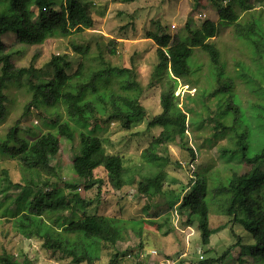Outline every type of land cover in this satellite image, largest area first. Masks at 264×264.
Masks as SVG:
<instances>
[{"label": "rangeland", "instance_id": "rangeland-1", "mask_svg": "<svg viewBox=\"0 0 264 264\" xmlns=\"http://www.w3.org/2000/svg\"><path fill=\"white\" fill-rule=\"evenodd\" d=\"M80 1L88 5L94 20L92 29L67 37L48 38L41 45L33 46L18 44L11 32L1 37L7 52L12 55L14 68H29V73L19 80L3 83L6 85L4 94L7 101L6 116L0 123V144L7 139V132L17 122L19 132L15 144L21 145L52 131V122L69 121L62 105L51 107L41 102L37 105L31 103L35 86L43 85L53 76L49 65L53 57L66 56L64 62L70 64L65 69L68 75H73L79 65H83L65 91H75V82H86L92 72L112 68L113 71L102 74L106 76L102 81L103 87L135 99L134 86L127 85L128 81L134 80L142 90L137 101L144 109L143 113L135 114L131 110V118L136 121L130 129H122L116 121L99 123L95 130L93 124L81 121H71L70 124L76 131L94 132L99 136L107 154L123 159L126 176L134 184L116 190L109 183L106 172L99 168L94 171V178L101 179L102 185L99 189L95 185L85 190L83 180L72 166L74 161L79 162L76 156L78 139L69 142L60 138V151L47 166L34 164L25 167L0 150V189L7 188L5 193L0 194V257L10 256L17 261L27 258L32 264H73L70 258L45 250L38 239H26L16 232L14 216L4 213V210L15 208L12 202L19 195V188L10 187L2 181L3 172H6L13 184L25 186L33 181L38 188L46 190L43 182H48V189H59L68 198L77 193L83 204L79 202L76 206L72 201L71 205L78 209L76 218L102 215L133 220L127 223L125 241L115 247H103L97 264H201L203 261H211L209 264H264L250 254L249 246L253 244V239L243 228L242 206L236 207L237 220H234V216L224 212L227 206L224 197L214 196V188L225 183L234 172L245 174L250 166L239 159L227 160L221 155V149L234 148V137L230 131L219 135L220 129L214 128L212 119L217 110L218 96L202 94L206 88L214 92L223 91L225 83L222 81L216 86L210 75L209 57L200 49L201 44L214 43L220 51L225 73L232 81L234 100L243 112L242 124L247 121L251 127L250 145L240 154L246 153L251 157L264 145V119L257 116L261 112L258 105H264V96L256 81L248 85L244 76H240V65L255 70L258 61H255L257 57L252 54L251 47L235 36L234 24L219 20L218 9L230 6L237 13L238 22H243L248 13H264V0ZM242 3L249 9H245ZM31 11L34 15L37 9L33 7ZM207 21L214 23V36L206 28ZM150 32L166 33L172 38L176 36L199 43L189 61L190 67L198 71L187 80L179 79L175 90L180 107L190 110L186 132L182 139L176 137L159 151L160 155L169 158L170 163L164 167L167 177L162 184V193L154 196L147 185L142 192L137 191V184L143 177L157 172L156 167L144 162L141 154L162 130L158 126L149 128L148 123L161 112L160 93L166 82L171 81L167 72L158 68L156 45L148 38ZM75 47H87V52L78 53ZM116 68L128 70V73L118 72ZM229 117H218L217 120L226 126L230 124ZM189 148L195 152L194 160ZM262 171L263 167L258 170L259 173ZM196 181L204 183L203 194L209 206L208 223L213 233L207 245L201 242L196 222L188 225L187 213L179 210L183 196L194 189ZM196 188L201 189L200 186ZM80 203V206H85L84 209L78 207ZM72 216L71 211L63 213L64 218L71 219ZM138 221L142 225L135 224Z\"/></svg>", "mask_w": 264, "mask_h": 264}, {"label": "trees", "instance_id": "trees-1", "mask_svg": "<svg viewBox=\"0 0 264 264\" xmlns=\"http://www.w3.org/2000/svg\"><path fill=\"white\" fill-rule=\"evenodd\" d=\"M128 1L132 3L138 0ZM241 5L246 7L243 3ZM33 7L37 9L34 15L31 11ZM263 14L262 11L257 15L248 13L243 22H238L237 13L230 6L218 9L219 20L234 24L235 36L249 45L252 54L255 55V58L257 57L255 61L258 63L254 67L255 70L240 65V76H244L248 85L256 81L257 87L262 89L260 91L264 96ZM205 25L211 36H214L216 32L214 23L207 21ZM93 26L94 20L88 5L80 0H42V2L40 0H0V123L6 116L7 98L4 94L6 85L3 83L19 80L29 73V68H14L11 63L12 55L7 52L1 37L7 32H11L15 34L18 44L33 46L41 45L48 38L67 37L72 33L92 29ZM160 32H150L148 38L152 39L156 45V54L159 58L158 68L167 72V77L171 82H166V86L160 93L161 112L148 123L149 128L158 126L162 130L141 154L144 162L149 166L156 167L157 172L143 177L137 184L138 192H142L147 185L153 196L162 193V184L167 177L164 167L170 163L169 158L160 155L159 151L172 143L176 137L182 139L186 132L187 115L190 110H183L180 107L178 96L175 95L177 81L179 79L187 80L194 72L198 71L190 67L189 61L192 60L194 48L198 47L199 43L197 44L196 40H184L176 36L172 38L169 34ZM200 49L209 57L210 75L216 82V86L222 81L225 83L223 91L214 92L213 89L206 88L203 89L202 94L203 96L208 94L218 96L216 99L217 110L212 119L215 122L214 128L220 129L219 135L230 131L229 133L234 137V148L221 149V155L227 157V160L230 158L239 159L240 162L250 166L249 171L245 174L232 173L225 183L213 189L214 196L224 197L227 204L224 212L226 215L234 216V220H237L236 207L242 206L244 212L242 225L253 239V244L249 246L250 254L264 263V145L258 153L251 157H248L246 153L240 154V152L246 151L250 145V124L247 121L242 124L243 112L234 100L231 91L232 81L225 73L220 51L214 43L201 44ZM74 50L85 54L87 47L84 49L75 47ZM111 52L113 53V51ZM65 57L57 56L49 61L53 76L43 85L35 86L31 103L37 105L41 102L51 107L62 105L69 121L52 122V131L41 134L29 143L21 145L15 144L19 132L17 122L7 132V139L0 144L1 152L10 159L20 161L25 167L34 164L47 166L60 151V138L69 142L78 139L76 156L79 162L74 161L72 166L77 176L83 180L85 190H89L95 185L99 189L102 185L101 179L94 178V171L99 168L106 172L109 183L116 190L134 184L132 179L127 178V169L120 156L107 154L99 136L94 135V132L76 131L70 122L81 121L89 125L93 124L95 130L99 123L108 124L116 121L122 129H130L136 121L131 118V110L135 114H142L144 111L137 101L142 91L140 86L134 80L127 82L128 86H134L132 88L135 99L126 94L120 95L112 92L102 85V81L106 77L102 74L110 72V70L113 71L112 68H107L92 72L86 82L77 80L74 85L75 91H65L70 85V81H73L83 69L81 64L73 75H68L65 69H68L70 64L64 62ZM116 71L128 73V70L117 68ZM213 80L210 78V81ZM191 101L193 102V100ZM258 106L261 112L257 116L259 119H264V105ZM205 108L208 109L207 106ZM223 116H230L229 125L224 126L217 120L218 117ZM217 135L215 134V136ZM189 152L194 160L195 152L190 148ZM176 165L178 166V163ZM262 167L263 171L259 173L258 170ZM26 170L35 172L30 169ZM3 173V182L8 183L10 187L19 188V195L12 202L15 208H6L4 213H11L14 216L13 227L18 234L26 239H38L42 242L41 245L45 250L70 258L73 264H97L101 258L103 247H115L125 241L127 223L133 220H121L102 215H84L76 218L77 203L83 204V200L77 193H72L68 198L59 189H48V182H43L46 190L38 188L33 181L27 182L25 186L13 184L7 173ZM195 184L194 189L183 196L179 210L187 213L188 225H193L196 222L201 242L207 245L213 233L208 223L209 206L203 194L204 183L196 181ZM198 186L201 189L196 188ZM6 191L7 188L2 187L0 194ZM72 201L75 202V207L71 205ZM81 203L78 207L84 209L85 206H80ZM66 211L73 212L71 219L63 217V213ZM140 222H135V224L142 225ZM210 262L203 261L201 264ZM112 263H116V261L112 260ZM0 264H32V262L27 258L17 261L13 257L7 256L0 257Z\"/></svg>", "mask_w": 264, "mask_h": 264}]
</instances>
